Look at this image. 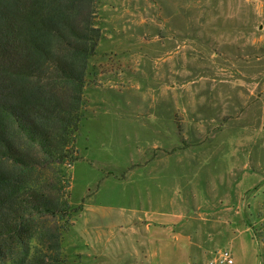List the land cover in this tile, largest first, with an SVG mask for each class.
<instances>
[{"label": "rangeland", "instance_id": "obj_1", "mask_svg": "<svg viewBox=\"0 0 264 264\" xmlns=\"http://www.w3.org/2000/svg\"><path fill=\"white\" fill-rule=\"evenodd\" d=\"M90 14L97 75L58 258L264 264V0H97ZM62 224L36 219L44 250Z\"/></svg>", "mask_w": 264, "mask_h": 264}, {"label": "trees", "instance_id": "obj_2", "mask_svg": "<svg viewBox=\"0 0 264 264\" xmlns=\"http://www.w3.org/2000/svg\"><path fill=\"white\" fill-rule=\"evenodd\" d=\"M96 6L0 0V264H65L57 238L78 209L65 193L97 75ZM48 216L64 221L50 238L51 254L33 232L36 219Z\"/></svg>", "mask_w": 264, "mask_h": 264}, {"label": "built area", "instance_id": "obj_3", "mask_svg": "<svg viewBox=\"0 0 264 264\" xmlns=\"http://www.w3.org/2000/svg\"><path fill=\"white\" fill-rule=\"evenodd\" d=\"M232 256L228 250L219 252L218 256L210 262V264H232Z\"/></svg>", "mask_w": 264, "mask_h": 264}]
</instances>
